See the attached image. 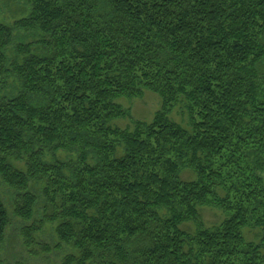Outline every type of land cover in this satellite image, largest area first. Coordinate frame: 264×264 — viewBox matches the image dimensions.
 Instances as JSON below:
<instances>
[{
  "label": "trees",
  "instance_id": "16d2710c",
  "mask_svg": "<svg viewBox=\"0 0 264 264\" xmlns=\"http://www.w3.org/2000/svg\"><path fill=\"white\" fill-rule=\"evenodd\" d=\"M10 1L0 250L13 216L26 246L54 238L60 264L264 263V0H26L6 22ZM145 90L153 119L111 126L116 100ZM202 206L224 219L206 226Z\"/></svg>",
  "mask_w": 264,
  "mask_h": 264
},
{
  "label": "rangeland",
  "instance_id": "374dc122",
  "mask_svg": "<svg viewBox=\"0 0 264 264\" xmlns=\"http://www.w3.org/2000/svg\"><path fill=\"white\" fill-rule=\"evenodd\" d=\"M19 5L27 7L26 0H16L6 3L7 10L4 11V19L6 22H10V16L19 15L22 17L25 12H18ZM3 7V6H2ZM2 9V8H1ZM11 16V17H12ZM19 37L22 34H18ZM120 106L127 111V115L117 119H113L109 122L111 126H116L121 129H131L135 121L150 122L155 113L161 108V99L158 94L145 90L140 97L125 98L121 97L116 100ZM188 113L186 111L185 105L178 104L169 114V118L184 126H189ZM182 178L190 180L193 178L192 172L184 170L181 173ZM0 193L7 205L9 213L10 208V198L8 189L0 182ZM200 219L202 222L208 226L212 227L218 225L224 219V213L212 206H202L199 208ZM12 224L10 229L7 231L6 242L0 250V264H60L64 252H53L48 253L46 250L48 247L52 248L54 245V238L52 236H42L41 234L34 233V237L31 245L26 246L19 234V227L21 225L19 219L11 216ZM186 230L193 231L194 225L189 222L183 225ZM257 228H245L243 229L244 238L247 241L257 242L258 241ZM264 264V263H262Z\"/></svg>",
  "mask_w": 264,
  "mask_h": 264
}]
</instances>
